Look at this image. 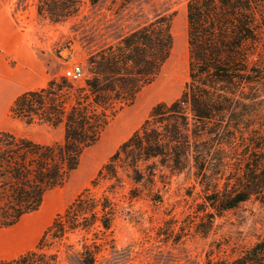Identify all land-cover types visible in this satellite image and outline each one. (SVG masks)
Listing matches in <instances>:
<instances>
[{
  "label": "trees",
  "instance_id": "trees-1",
  "mask_svg": "<svg viewBox=\"0 0 264 264\" xmlns=\"http://www.w3.org/2000/svg\"><path fill=\"white\" fill-rule=\"evenodd\" d=\"M105 1L36 0V12L63 23L85 2ZM173 17L160 15L89 54L83 86L61 76L14 99L12 119L62 127L63 141L0 131V228L38 211L115 115L154 82L173 50ZM186 19L188 80L180 96L152 107L33 249L0 264H59L61 247L78 264H95L116 249L117 222L132 217L135 202L161 203L181 175L199 188L204 234L225 212L251 199L264 203V0H189ZM204 264H264V236L232 260L208 255Z\"/></svg>",
  "mask_w": 264,
  "mask_h": 264
},
{
  "label": "rangeland",
  "instance_id": "rangeland-1",
  "mask_svg": "<svg viewBox=\"0 0 264 264\" xmlns=\"http://www.w3.org/2000/svg\"><path fill=\"white\" fill-rule=\"evenodd\" d=\"M188 1L108 0L94 6L85 2L75 17L52 23L38 16L36 0H0V131L24 135L46 145L63 141L62 127L27 125L9 116L14 99L26 91L14 86L21 82L25 71L41 68L48 82L65 77L67 70L79 65L83 77L70 80L83 86L89 54L160 15L174 14L173 50L158 77L115 115L100 139L84 151L68 181L48 192L38 211L14 227L0 228V260L13 259L33 249L53 218L90 187L103 164L139 128L152 107L180 96L188 80ZM192 184L184 175L173 177L161 203L154 204L147 198L135 202L132 217L117 222L116 249L102 253L95 264H204L208 255L232 260L264 236V203L254 199L216 217L206 234L200 232L196 206L201 199L199 188L191 189ZM55 203L57 207L47 216ZM162 227L164 230L158 233ZM71 241L75 242L76 237ZM58 258L59 264H78L74 254L67 253L64 247Z\"/></svg>",
  "mask_w": 264,
  "mask_h": 264
},
{
  "label": "crops",
  "instance_id": "crops-1",
  "mask_svg": "<svg viewBox=\"0 0 264 264\" xmlns=\"http://www.w3.org/2000/svg\"><path fill=\"white\" fill-rule=\"evenodd\" d=\"M47 80L46 73L43 69L41 70V68L33 69V71L26 70L21 82H16L14 86L19 89L25 88L26 91L34 90L45 86Z\"/></svg>",
  "mask_w": 264,
  "mask_h": 264
},
{
  "label": "built area",
  "instance_id": "built-area-1",
  "mask_svg": "<svg viewBox=\"0 0 264 264\" xmlns=\"http://www.w3.org/2000/svg\"><path fill=\"white\" fill-rule=\"evenodd\" d=\"M65 77L73 81L80 80L83 77L82 67L79 65H74L71 69L66 71Z\"/></svg>",
  "mask_w": 264,
  "mask_h": 264
},
{
  "label": "bare ground",
  "instance_id": "bare-ground-1",
  "mask_svg": "<svg viewBox=\"0 0 264 264\" xmlns=\"http://www.w3.org/2000/svg\"><path fill=\"white\" fill-rule=\"evenodd\" d=\"M57 203H55V204H53L50 208H49V210H48V212H47V216H49L50 215V213L57 207Z\"/></svg>",
  "mask_w": 264,
  "mask_h": 264
}]
</instances>
